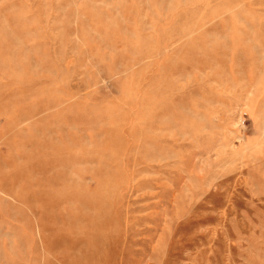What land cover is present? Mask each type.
<instances>
[{
	"label": "rangeland",
	"instance_id": "obj_1",
	"mask_svg": "<svg viewBox=\"0 0 264 264\" xmlns=\"http://www.w3.org/2000/svg\"><path fill=\"white\" fill-rule=\"evenodd\" d=\"M0 264H264V0H0Z\"/></svg>",
	"mask_w": 264,
	"mask_h": 264
}]
</instances>
